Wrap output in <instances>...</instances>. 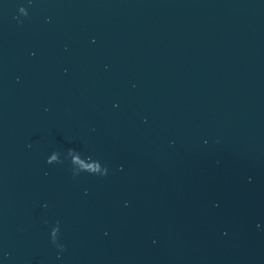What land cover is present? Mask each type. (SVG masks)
Masks as SVG:
<instances>
[{"label":"water","instance_id":"water-1","mask_svg":"<svg viewBox=\"0 0 264 264\" xmlns=\"http://www.w3.org/2000/svg\"><path fill=\"white\" fill-rule=\"evenodd\" d=\"M0 264H264V0H0Z\"/></svg>","mask_w":264,"mask_h":264}]
</instances>
